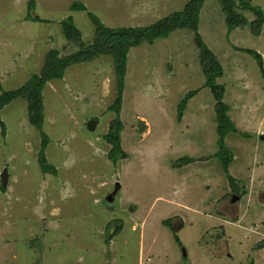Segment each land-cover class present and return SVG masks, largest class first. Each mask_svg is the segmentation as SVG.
<instances>
[{
	"label": "rangeland",
	"instance_id": "obj_1",
	"mask_svg": "<svg viewBox=\"0 0 264 264\" xmlns=\"http://www.w3.org/2000/svg\"><path fill=\"white\" fill-rule=\"evenodd\" d=\"M29 1L0 0V92L39 74L49 51L76 50L60 26L69 17L87 44L95 36L88 13L110 29L148 27L189 2L33 0L29 11ZM244 1L264 9V0ZM74 3L87 11H70ZM243 15L248 24L230 33L218 0H205L199 16L198 34L222 66L217 84L236 128L224 138L227 172L215 100L188 30L129 51L119 114L126 158L115 164L103 140L116 119L111 57L73 65L42 91L49 138L42 160L55 176L39 166L42 140L26 103L0 111V264H264V78L256 60L238 51L258 53L264 71V28L254 35L256 17Z\"/></svg>",
	"mask_w": 264,
	"mask_h": 264
},
{
	"label": "trees",
	"instance_id": "obj_2",
	"mask_svg": "<svg viewBox=\"0 0 264 264\" xmlns=\"http://www.w3.org/2000/svg\"><path fill=\"white\" fill-rule=\"evenodd\" d=\"M218 1L222 6L223 13L226 15L225 22L228 27V33L236 28L247 25V19L243 14L250 13L256 17V19L249 24L252 33L259 36L264 24L263 12L260 8L251 6L250 1L237 0V3L234 2V0ZM204 3L205 0H189L180 12H174L151 26L137 28L110 29L105 27L92 13H88V19L94 25L95 36L92 42L87 44L82 41L81 32L75 27L71 17L60 23L65 40L73 43L76 50L64 57H61L57 50L49 51L45 55L44 65L39 74L32 75L25 85L17 90L0 92V111L5 106H8L18 99L26 103L28 122L39 131L42 140L39 154V166L43 174L56 175V169L49 164H45L42 160L44 159L43 152L49 144V138L42 132L44 122L42 91L46 84L63 80L66 69L73 65L89 63L100 57H111L113 69L118 79V91L114 104L109 109L111 112L115 113L116 119L109 125V130L107 134L103 136V140L111 146V150L107 157L110 162L115 164L119 159L126 158V155L121 151L120 147L122 124L119 119V114L126 74L127 55L131 49L139 47L143 43L152 44L156 40L167 39L171 33L181 30H188L193 33L194 43L200 51V67L205 79L203 87L210 90L215 100L214 111L217 123V134L220 140L218 157L222 159L224 171L227 172L232 157L226 156L225 154L226 151L223 147L224 138L228 133H235L236 128L229 119L228 107L223 102L225 90L222 86L217 84V80L224 75L222 66L198 34L199 16ZM28 7L29 11L35 9L33 0L29 1ZM70 11L86 12L87 9L83 4L74 3L70 6ZM30 19L36 22L49 23L48 21L32 19V17L28 15L26 21ZM238 51L246 53L256 60L261 76L264 78L261 56L252 50ZM197 93L196 91L190 92V94L185 97L180 104L178 116L183 114L186 104L191 98L197 95ZM0 129L2 134H5L6 127L1 121V118ZM185 161L188 163L192 162L190 159H186ZM229 181L232 183L234 180L229 178ZM1 191L5 192L4 189H1ZM120 231L121 228H118L115 234Z\"/></svg>",
	"mask_w": 264,
	"mask_h": 264
},
{
	"label": "water",
	"instance_id": "obj_3",
	"mask_svg": "<svg viewBox=\"0 0 264 264\" xmlns=\"http://www.w3.org/2000/svg\"><path fill=\"white\" fill-rule=\"evenodd\" d=\"M95 123H96V122L91 121V122L89 123V125H88V129L92 131V130H93V126L95 125ZM7 179H8V175H7L6 170H4V171H3V175H1V180H2L3 185L6 184ZM117 188H118V187H117ZM113 194H115V191L113 192ZM108 201H111V199H109Z\"/></svg>",
	"mask_w": 264,
	"mask_h": 264
},
{
	"label": "crops",
	"instance_id": "obj_4",
	"mask_svg": "<svg viewBox=\"0 0 264 264\" xmlns=\"http://www.w3.org/2000/svg\"><path fill=\"white\" fill-rule=\"evenodd\" d=\"M257 8H260V6H258ZM260 9H261V11L264 13V9H262V8H260ZM263 28H264V24H263L261 30H262Z\"/></svg>",
	"mask_w": 264,
	"mask_h": 264
},
{
	"label": "flooded vegetation",
	"instance_id": "obj_5",
	"mask_svg": "<svg viewBox=\"0 0 264 264\" xmlns=\"http://www.w3.org/2000/svg\"><path fill=\"white\" fill-rule=\"evenodd\" d=\"M107 202V201H106ZM106 202H105V205H106ZM107 207H109V205H107Z\"/></svg>",
	"mask_w": 264,
	"mask_h": 264
},
{
	"label": "clouds",
	"instance_id": "obj_6",
	"mask_svg": "<svg viewBox=\"0 0 264 264\" xmlns=\"http://www.w3.org/2000/svg\"><path fill=\"white\" fill-rule=\"evenodd\" d=\"M110 150H111V148H110ZM110 150H109V151H110ZM108 153H109V152H108ZM107 155H108V154H107ZM107 159H108V158H107Z\"/></svg>",
	"mask_w": 264,
	"mask_h": 264
}]
</instances>
